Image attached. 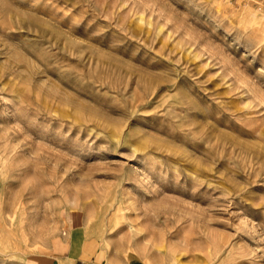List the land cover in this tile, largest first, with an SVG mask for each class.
Segmentation results:
<instances>
[{"label":"rangeland","instance_id":"1","mask_svg":"<svg viewBox=\"0 0 264 264\" xmlns=\"http://www.w3.org/2000/svg\"><path fill=\"white\" fill-rule=\"evenodd\" d=\"M64 263L264 264V0H0V264Z\"/></svg>","mask_w":264,"mask_h":264},{"label":"built area","instance_id":"2","mask_svg":"<svg viewBox=\"0 0 264 264\" xmlns=\"http://www.w3.org/2000/svg\"><path fill=\"white\" fill-rule=\"evenodd\" d=\"M214 1H222V0H214Z\"/></svg>","mask_w":264,"mask_h":264},{"label":"crops","instance_id":"3","mask_svg":"<svg viewBox=\"0 0 264 264\" xmlns=\"http://www.w3.org/2000/svg\"><path fill=\"white\" fill-rule=\"evenodd\" d=\"M74 258V257H73ZM71 260V259H70ZM73 260H75V259H72L71 261H73Z\"/></svg>","mask_w":264,"mask_h":264},{"label":"bare ground","instance_id":"4","mask_svg":"<svg viewBox=\"0 0 264 264\" xmlns=\"http://www.w3.org/2000/svg\"><path fill=\"white\" fill-rule=\"evenodd\" d=\"M64 264H67V263H64Z\"/></svg>","mask_w":264,"mask_h":264}]
</instances>
